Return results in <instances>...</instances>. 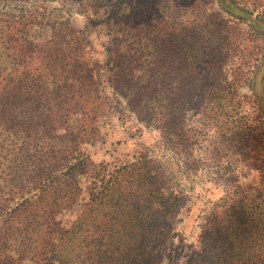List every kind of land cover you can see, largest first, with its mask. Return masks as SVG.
<instances>
[{"label": "trees", "instance_id": "1", "mask_svg": "<svg viewBox=\"0 0 264 264\" xmlns=\"http://www.w3.org/2000/svg\"><path fill=\"white\" fill-rule=\"evenodd\" d=\"M61 1L77 5L83 28L0 0V264L165 259L186 197L163 163L142 152L109 171L83 151L110 112L90 40L100 27L114 94L173 150L192 154L186 113L195 111L214 129L213 159L259 170L257 186H239L205 216L189 264H264V119L243 111L241 95L264 56V0ZM44 25L50 35L35 37ZM84 180L89 200L66 227Z\"/></svg>", "mask_w": 264, "mask_h": 264}, {"label": "rangeland", "instance_id": "2", "mask_svg": "<svg viewBox=\"0 0 264 264\" xmlns=\"http://www.w3.org/2000/svg\"><path fill=\"white\" fill-rule=\"evenodd\" d=\"M17 3L21 9L42 7L53 18L66 16L79 28L84 27L85 16L74 9L78 8L75 4L71 6L61 0H17ZM254 13L253 18L259 14L258 11ZM243 27L249 29L251 25L246 21ZM33 35L45 39L50 35V29L45 28V25L44 28L39 26ZM90 40L92 54L98 63L101 88L110 101V112L100 123V136L93 143L85 144L83 151L90 154L97 163H105L109 171L135 161L142 152H148L163 163L172 179V186L186 199L180 213L171 220L172 233L161 264H189L205 216L218 205L230 200L239 186H257L261 180L257 165L255 162L235 163L227 156L219 162L213 159L211 140L214 129L205 125L195 111L186 113V125L197 143L188 159L179 155L166 143L160 130L141 121L138 111L127 106L121 97L114 94L111 72L107 67L111 42L105 30L101 27L95 30ZM1 50L0 60L3 58ZM261 59V67L253 69L252 81L241 89V95L243 111L252 117L262 116L264 119V56ZM83 187L85 200L73 213H65L60 218L66 227L76 220L77 213L89 200L87 180H84Z\"/></svg>", "mask_w": 264, "mask_h": 264}]
</instances>
